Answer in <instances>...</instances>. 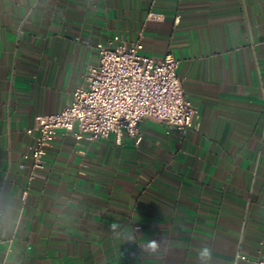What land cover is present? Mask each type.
<instances>
[{
    "label": "crops",
    "instance_id": "0c3cea01",
    "mask_svg": "<svg viewBox=\"0 0 264 264\" xmlns=\"http://www.w3.org/2000/svg\"><path fill=\"white\" fill-rule=\"evenodd\" d=\"M113 36L178 60L194 128L59 130L33 168L36 116ZM202 247L264 256V0H0V264H201Z\"/></svg>",
    "mask_w": 264,
    "mask_h": 264
},
{
    "label": "built area",
    "instance_id": "2783aa9c",
    "mask_svg": "<svg viewBox=\"0 0 264 264\" xmlns=\"http://www.w3.org/2000/svg\"><path fill=\"white\" fill-rule=\"evenodd\" d=\"M160 20V14H149ZM97 61L88 64L82 83L68 104L58 112L35 118L37 137L31 148L32 167L43 166L46 145L57 131L76 139L98 140L114 134L140 139L139 123L151 119L182 137L194 128L196 106L184 95L176 69L178 60L167 53L160 58L142 52V45H128L119 36L97 43ZM236 262L264 264V256L237 254Z\"/></svg>",
    "mask_w": 264,
    "mask_h": 264
},
{
    "label": "clouds",
    "instance_id": "9594fccd",
    "mask_svg": "<svg viewBox=\"0 0 264 264\" xmlns=\"http://www.w3.org/2000/svg\"><path fill=\"white\" fill-rule=\"evenodd\" d=\"M158 244L155 240L148 241L147 249H151L153 252L157 249ZM211 250L208 247H202L198 253L201 264H209L211 260Z\"/></svg>",
    "mask_w": 264,
    "mask_h": 264
}]
</instances>
